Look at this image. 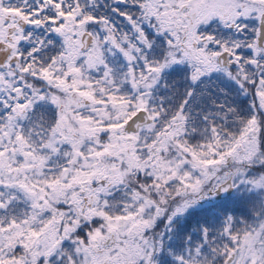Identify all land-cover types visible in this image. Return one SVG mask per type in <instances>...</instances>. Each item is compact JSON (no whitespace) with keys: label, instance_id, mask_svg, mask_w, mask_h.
Instances as JSON below:
<instances>
[{"label":"snow or ice","instance_id":"snow-or-ice-1","mask_svg":"<svg viewBox=\"0 0 264 264\" xmlns=\"http://www.w3.org/2000/svg\"><path fill=\"white\" fill-rule=\"evenodd\" d=\"M0 264H264V0H0Z\"/></svg>","mask_w":264,"mask_h":264}]
</instances>
